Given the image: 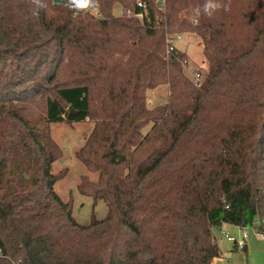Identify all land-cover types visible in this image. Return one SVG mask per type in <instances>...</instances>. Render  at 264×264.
Listing matches in <instances>:
<instances>
[{
    "label": "trees",
    "instance_id": "obj_1",
    "mask_svg": "<svg viewBox=\"0 0 264 264\" xmlns=\"http://www.w3.org/2000/svg\"><path fill=\"white\" fill-rule=\"evenodd\" d=\"M137 1L74 16L54 0H0V264H213L223 224L259 221L264 235V0H230L197 24L204 0H167L163 16L141 0L150 25L113 14ZM177 33L201 39L200 87L185 53H166ZM163 86L167 102L150 107ZM87 120L76 158L97 180L78 191L108 213L84 226L55 191L62 150L49 125ZM21 135L34 162L19 178Z\"/></svg>",
    "mask_w": 264,
    "mask_h": 264
},
{
    "label": "rangeland",
    "instance_id": "obj_2",
    "mask_svg": "<svg viewBox=\"0 0 264 264\" xmlns=\"http://www.w3.org/2000/svg\"><path fill=\"white\" fill-rule=\"evenodd\" d=\"M179 34V33H177ZM180 40L177 44V50L185 53L186 64H184V73L192 81L195 74L204 76L208 71L206 60L204 59L201 39L191 34H179ZM168 88L163 86L147 94V103L150 107L163 105L168 99ZM94 127L93 122L87 120L81 123L66 124L53 123L49 125L51 136L62 150V157L53 166V173H63L64 176L56 183L55 191L63 202L73 199V216L81 225H89L92 218L103 220L108 213L107 205L104 201L95 202L91 197L83 196L78 191V185L81 177L87 176L91 181L97 180V174L89 173L84 165L76 158V153L85 144L86 138L90 135ZM149 125L143 130L146 135L151 129ZM27 144V146H26ZM34 153L31 145L24 135H21L13 144L12 170H15L20 178L22 169L29 170L33 164ZM32 167V166H31ZM32 170V169H30ZM221 231H226L231 235L238 236L239 229L235 227L220 228L215 231L217 243L222 253H237L239 257L245 259V252L234 249L232 244L228 243L221 235ZM249 238L248 244V264H264V239L257 234L252 227H247ZM236 252H233V250Z\"/></svg>",
    "mask_w": 264,
    "mask_h": 264
},
{
    "label": "built area",
    "instance_id": "obj_3",
    "mask_svg": "<svg viewBox=\"0 0 264 264\" xmlns=\"http://www.w3.org/2000/svg\"><path fill=\"white\" fill-rule=\"evenodd\" d=\"M136 7L139 9L138 12L132 10V9H125L121 6H116L113 10V14L116 17L120 18H136L141 23H148L150 25V19H149V13L147 10V5L145 2L138 0L136 2ZM155 8L158 14L163 16L166 13L167 10V0H155ZM160 19H157L156 24H158ZM180 40L179 34H173V35H167L166 37V43H167V50L166 53L169 55L170 53L174 52L177 48V44ZM193 84L196 87H200L202 84V76L201 74L197 73L194 75L192 79ZM259 221H255L252 225L248 227H252L254 231H256L257 234H260L263 239L264 235L259 232L258 229ZM239 229V235L234 236L229 234L226 231H221V235L226 239L227 242L232 244V246L237 250H245L247 246V239L249 236V233L247 231V227H237ZM6 259V255L3 251V249L0 247V260Z\"/></svg>",
    "mask_w": 264,
    "mask_h": 264
},
{
    "label": "clouds",
    "instance_id": "obj_4",
    "mask_svg": "<svg viewBox=\"0 0 264 264\" xmlns=\"http://www.w3.org/2000/svg\"><path fill=\"white\" fill-rule=\"evenodd\" d=\"M38 8H45L43 0H32ZM60 5L73 13L98 14L100 12V0H60ZM220 11H230V0H204L203 4L196 5L191 9L190 19L194 24L199 23L202 16L212 18Z\"/></svg>",
    "mask_w": 264,
    "mask_h": 264
},
{
    "label": "crops",
    "instance_id": "obj_5",
    "mask_svg": "<svg viewBox=\"0 0 264 264\" xmlns=\"http://www.w3.org/2000/svg\"><path fill=\"white\" fill-rule=\"evenodd\" d=\"M223 227L224 228H229V227H234V226L223 224L221 226V228H223ZM235 228H237V227H235ZM248 238H249V236H248ZM248 248L249 247H248V244H247L246 249L243 250L245 252V259H243V257L242 258L239 257L237 253H231V254L226 253V254H224V253H222V251L220 249L221 256H220V258L216 259L213 262V264H248V253H249V249ZM234 249H232L233 252H236V251H234Z\"/></svg>",
    "mask_w": 264,
    "mask_h": 264
},
{
    "label": "water",
    "instance_id": "obj_6",
    "mask_svg": "<svg viewBox=\"0 0 264 264\" xmlns=\"http://www.w3.org/2000/svg\"><path fill=\"white\" fill-rule=\"evenodd\" d=\"M54 3L55 4H59L60 3V0H54Z\"/></svg>",
    "mask_w": 264,
    "mask_h": 264
}]
</instances>
